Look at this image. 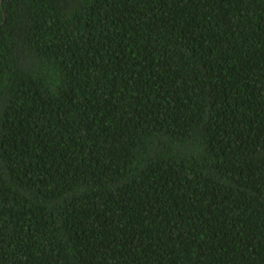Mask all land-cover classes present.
Returning <instances> with one entry per match:
<instances>
[{"label":"trees","instance_id":"16d2710c","mask_svg":"<svg viewBox=\"0 0 264 264\" xmlns=\"http://www.w3.org/2000/svg\"><path fill=\"white\" fill-rule=\"evenodd\" d=\"M0 264H264V0H0Z\"/></svg>","mask_w":264,"mask_h":264}]
</instances>
